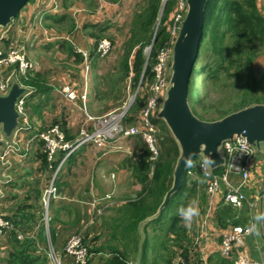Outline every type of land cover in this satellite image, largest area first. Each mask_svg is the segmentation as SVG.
I'll return each instance as SVG.
<instances>
[{"label": "crops", "instance_id": "obj_1", "mask_svg": "<svg viewBox=\"0 0 264 264\" xmlns=\"http://www.w3.org/2000/svg\"><path fill=\"white\" fill-rule=\"evenodd\" d=\"M47 1L29 2L2 31L0 41L5 48L19 42L35 67L28 80L30 88L25 91L34 90L25 106L33 130H15L9 141H16L18 151L9 155L11 166L7 171L0 163V214L6 215L15 227L0 237V264H10L14 235L20 243L29 242L24 248L30 264H51L48 250L52 248L64 264H72L73 260L63 253L70 234L83 237L89 252L88 264H175L181 259L186 264H227L220 255L222 237L234 226H249L253 214L264 211L263 163L254 162L250 180L244 185L243 192L250 200L259 198L250 210L247 204L241 209L226 204L224 186L219 194L210 197L208 177L196 173H187L182 195L162 209L166 196L159 199L146 195V183L140 181L143 175L149 178L148 183L153 179L155 162L141 136L120 138L107 148L85 145L70 156L58 151L53 162L47 161L44 144L35 138L37 132L58 126L73 141L82 128H93L89 116L104 117L123 106L131 96V88L135 101L125 124L143 130V110L153 83L151 74L144 77L145 69L139 76L127 70L123 55L110 53L107 61L111 68L106 79L100 73L104 59L97 54L98 36L108 37L110 28L106 25L113 22L115 5L97 7L92 0H58L59 11L49 13L40 22L36 13L48 7ZM261 14L264 16L262 9ZM69 33L74 34L86 57L76 53ZM78 37L85 40L78 42ZM104 90L107 98L101 94ZM99 102L104 106L95 112L93 108ZM158 115L159 110L155 116L160 128L162 120ZM166 130L169 131L167 126ZM0 135L6 137L1 131ZM3 149L1 145L0 152ZM220 155L225 159L222 149ZM198 158L195 164L202 163L204 156ZM142 161L149 163L147 171L139 166ZM221 170L208 169L212 174ZM233 181L240 182L237 178ZM52 182L58 197L46 208L43 196ZM193 200L199 212L186 224L178 209ZM239 254L263 261L264 240L247 235L236 249Z\"/></svg>", "mask_w": 264, "mask_h": 264}, {"label": "built area", "instance_id": "obj_2", "mask_svg": "<svg viewBox=\"0 0 264 264\" xmlns=\"http://www.w3.org/2000/svg\"><path fill=\"white\" fill-rule=\"evenodd\" d=\"M264 4V0H261ZM184 0H180V10L185 8ZM182 19L181 14L176 17V23ZM176 26L173 27L172 34L175 32ZM2 36L0 37V40ZM111 42L104 39L99 43L98 52L101 57H105L111 49ZM84 55L85 52H83ZM172 48L171 46L163 47L156 55L155 63L152 68L154 80L151 86V96L148 100L147 107L143 110V125L144 129L140 130L136 127H129L125 124V120L134 104L135 96L128 98V101L118 110H115L104 117L94 118L89 116L88 120L93 121V128H82L77 141H68L64 132L58 127L54 126L51 129L42 132L37 136L40 141L44 143V149L48 156L49 162L55 160V155L58 151L73 152L75 149L83 145L94 144L101 148H106L113 142L120 138H127L132 136H141L149 145L152 153L153 160H156L159 151L156 138V129L152 125L150 118L152 112L158 108V104H163L167 91L170 87V79L168 73L171 72L172 66ZM150 55V54H149ZM34 69V64L29 60L27 53L24 49H20L18 44L12 45L10 48L0 46V95H5L9 92L14 79L19 80L20 77L27 76ZM29 95V94H28ZM28 95L22 96L17 101L16 109L22 117V125L17 130L31 129V122L26 114V98ZM73 97L72 94H68ZM0 142H5V148L0 152V163L4 171L11 166L9 155L18 151L17 143L15 140L10 142L6 141L0 135ZM225 154V165L219 174H212L208 170L205 171L201 164H198L200 172L208 177L207 194L214 197L220 193L221 186L225 187L224 201L229 206L235 209H241L245 204L248 205L250 210H253L259 198L255 201L243 192L244 185L250 180L251 168L256 156V150L251 146L248 140L242 136H235L232 140L225 141L221 146ZM64 164H60L58 171ZM189 175L194 172L189 171ZM233 178L240 180L235 183ZM58 197V189L54 182L45 190L43 202L48 208L50 201ZM46 225L49 226V217L46 214ZM247 227L234 226L229 230L221 239L220 255L222 258L232 262L233 264H264L263 261H255L247 255H236V249L243 243V239L249 235ZM15 229L13 223L4 214H0V237L6 232ZM19 238H22L20 235ZM1 252V250H0ZM63 253L73 260L72 264H88L89 252L85 246L83 237L80 234H73L67 240ZM51 264H64L60 257L57 256L55 250L52 248L49 255ZM177 264H186L184 260H180Z\"/></svg>", "mask_w": 264, "mask_h": 264}, {"label": "water", "instance_id": "obj_3", "mask_svg": "<svg viewBox=\"0 0 264 264\" xmlns=\"http://www.w3.org/2000/svg\"><path fill=\"white\" fill-rule=\"evenodd\" d=\"M29 2L30 0H0V33L1 29L12 24ZM207 2L208 0H187L188 12L173 47L170 87L158 115L180 149L173 186L166 194L162 209L169 204L172 195L182 188L188 168L183 158L188 153L194 154V160L199 156H213L216 161L213 167H221L225 163L220 155L224 141L242 136L256 150L264 142V104L247 107L217 121L200 120L190 108V84L204 38ZM152 45L153 42L150 48ZM25 91V88L13 83L8 94L0 95V131L7 141L20 127L21 115L17 112L16 105ZM1 145L5 146V142H0Z\"/></svg>", "mask_w": 264, "mask_h": 264}, {"label": "rangeland", "instance_id": "obj_4", "mask_svg": "<svg viewBox=\"0 0 264 264\" xmlns=\"http://www.w3.org/2000/svg\"><path fill=\"white\" fill-rule=\"evenodd\" d=\"M108 1L111 2V0ZM166 2L167 0L163 1V5L166 4ZM47 4L49 7L44 6L42 11H38L36 13L37 16L45 17L44 13L50 10L52 3L48 0ZM99 4L116 6L117 12L113 16V22L106 25L110 28L109 33H106V36L108 37L103 38H107L113 43L114 47L111 51V55H116L118 57L124 55V45L127 42L129 32L132 28L134 16L137 12L143 11L147 5V0H115L114 4H110L105 0H103L102 3L100 0L93 1V5L99 7ZM58 11L59 10H54L52 13H56ZM161 12L150 30V36L148 39H150L151 42L153 41L157 28H159L158 26H160ZM170 24L171 22H169V25ZM2 30L4 29H1V31ZM211 31L212 26H210V29L207 30V35L203 40L189 91L190 108L193 114L203 121L221 119L224 115L233 113L240 108L250 107L259 102L264 103V42L261 43L254 40H247L245 43L236 44L235 39H233L230 34H227L224 43L222 44V54L219 55V53L215 51L212 43ZM76 35L78 36L77 33ZM68 37L69 40L72 41L74 48H78L76 51L82 54L84 50L81 46H79V44L77 46L74 34L71 36L68 35ZM50 40H53V38H50ZM84 40V37H78V42ZM249 58L251 59L250 68L248 66ZM110 68L111 66L108 63L107 58L102 60V64L99 69L100 73L103 74L104 79H106V75L108 74L107 70ZM203 69H205V71H202ZM171 76V72H169L168 79H170ZM133 92L134 90L131 88L130 97L134 96ZM101 94L105 98L108 97L105 90L102 91ZM109 100L110 99L106 100L107 103ZM103 106L104 102H99L93 109H95V112H98ZM160 107L161 104H158V108L152 112L150 118V121L157 132L156 138L159 153L162 142H165L167 139L175 140L172 137V133H165L164 130L159 128L160 121L155 116V112H157ZM99 116L104 115L96 114V117ZM163 123L164 121L162 120L161 124ZM256 153L257 156L255 161L264 164V142L260 143V147L256 150ZM199 159L200 158H197L196 160ZM176 165L177 162L175 166ZM70 235L65 239L66 242L70 238ZM55 252L57 256L60 257L57 250ZM50 253L51 249L48 250V256ZM0 256H2L1 252ZM176 263L177 261L175 264Z\"/></svg>", "mask_w": 264, "mask_h": 264}, {"label": "trees", "instance_id": "obj_5", "mask_svg": "<svg viewBox=\"0 0 264 264\" xmlns=\"http://www.w3.org/2000/svg\"><path fill=\"white\" fill-rule=\"evenodd\" d=\"M31 1L33 0H30V2ZM105 1L114 4L115 0H111V2L108 0ZM163 1L147 0V5L143 11L137 12L135 14L132 21V28L129 32L127 42L124 45L123 56L125 68L127 70L132 69L138 76L141 75L147 60L145 49L151 44V40L148 39L150 36V30L152 29V25L162 10L160 26H158L159 28L155 34L154 45L151 49L148 65L144 74V77H146L148 74H151L152 80H154L152 68L155 63L157 52L163 47L168 46L166 45L167 43L174 40V36L170 31L169 26L171 24L169 25V22H171V17L176 10L177 0H167L166 4L164 5ZM261 9L264 10V4L261 0H208L205 11V28L203 40L207 35V30H209L210 26H212V43L214 45L215 51H217L219 55L222 54V44L224 43L227 34H230V36L235 39L236 44L245 43L247 40H254L261 43L264 42V16L261 14ZM69 34L70 36L72 35V33ZM98 38L100 40L101 36H98ZM1 47L5 49L4 46ZM250 60L251 59L249 58V68L251 65ZM195 70L196 66L194 72ZM202 71H205V69ZM28 80L24 82L27 86H29ZM256 104L264 103L259 102ZM245 108L247 107L240 108L234 112ZM227 115H229V113L224 115L221 119ZM160 129L164 130L165 133H170L168 130H166L164 123L160 126ZM143 148H146V146ZM179 156V146L175 140L167 139L165 142L161 143L159 156L153 163V179L148 183L149 178L147 175L140 177V181L146 183L144 189L146 195L158 197L159 199H163L166 196L167 192L172 188L173 185L174 171L176 167L175 164ZM46 159L48 161L47 155ZM139 166L141 167L142 171H147L149 169V163L146 161L140 162ZM189 171L196 173L197 176H199V174H203L200 172L198 164L195 163L192 167L187 168L184 178H186ZM182 192L183 189L175 193L170 203L177 201L173 200V198L180 197ZM52 239L54 240L53 231ZM27 246H29V242L20 243V241L17 239V235H14L13 250L10 253V264H14L16 262H18V264H30V257L26 255L24 248ZM223 263L233 264L229 263V261L226 259L223 260Z\"/></svg>", "mask_w": 264, "mask_h": 264}, {"label": "clouds", "instance_id": "obj_6", "mask_svg": "<svg viewBox=\"0 0 264 264\" xmlns=\"http://www.w3.org/2000/svg\"><path fill=\"white\" fill-rule=\"evenodd\" d=\"M50 2L52 3V5H51V7H50V10L49 11H47V12H45L44 13V15L45 16H47L49 13H51V12H53L54 10H58V9H60V4H59V2H58V0H50ZM184 2H185V8H184V10H180V6H179V3H180V0H177V6H176V12L174 13V15H173V17H172V20H171V25L169 26L170 27V31L171 30H173V27L174 26H176V30H175V32L172 34V31H171V34L174 36V40L173 41H171V42H169V43H167L166 45H169V46H171V48H172V51H173V47H174V44H175V42H176V40H177V37L179 36V32H180V28H181V25H182V22L184 21V19H185V17H186V15H187V12H188V5H187V0H184ZM29 4V3H28ZM27 6V5H26ZM49 7V6H48ZM23 11V10H22ZM178 14H181V16H182V19L178 22V23H176V17H177V15ZM161 19V18H160ZM160 19H159V21H160ZM38 20L40 21V22H42L43 20H44V17L43 16H38ZM158 29V28H157ZM3 31V30H2ZM1 31V33H0V37L2 36V34H3V32ZM157 31V30H156ZM155 34H156V32H155ZM154 37H155V35H154ZM56 39L57 40H61L62 38H60V37H56ZM104 39H106V40H108V41H110L111 42V44H112V46H111V49H110V51L108 52V54L105 56V57H101L100 56V53L98 52V47H99V43L102 41V40H104ZM153 45H154V38H153ZM152 42H151V44H152ZM203 43V42H202ZM15 44H18L19 45V48L20 49H24L25 50V48H24V46H21L20 45V43L19 42H16ZM151 44L148 46V47H146V49H145V54H146V56H147V60H146V63H145V66H144V69L146 70V68H147V65H148V60H149V54H150V52H151V49L152 48H150V46H151ZM14 45V44H13ZM153 45H152V47H153ZM12 46V45H11ZM11 46H9L8 48H10ZM113 43H112V41L111 40H109V39H107V38H103V39H100L99 41H98V43H97V54H98V56H99V58H101V59H105V58H107L108 56H109V54L111 53V51L113 50ZM78 49V48H77ZM147 50H149V51H147ZM161 50V49H160ZM159 50V51H160ZM75 51H76V49H75ZM158 51V52H159ZM25 52H26V50H25ZM85 52V51H84ZM157 52V53H158ZM27 53V52H26ZM76 53L77 54H81V53H79V52H77L76 51ZM85 54L86 55H84L83 53L81 54L82 56H84V57H86L87 56V53L85 52ZM27 56H28V54H27ZM29 58V57H28ZM30 60V59H29ZM31 61V60H30ZM198 61V60H197ZM32 62V61H31ZM197 64V63H196ZM171 68H172V66H171ZM34 69H35V67H34ZM34 69L30 72V73H28L27 74V76H25V77H20L19 78V80H16V79H14V81H13V83H17L20 87H22V88H25V89H29L30 88V86H27L24 82L25 81H27L28 79H29V76L34 72ZM171 75H172V71H171ZM193 75H194V73H193ZM193 77V76H192ZM170 80H171V78H170ZM13 83H12V85H13ZM34 92V90H31L30 92H28V93H25L23 96H25V95H28L27 96V98L30 96V94L31 93H33ZM8 94V93H7ZM65 94H67V92H65ZM6 95V94H5ZM68 95V94H67ZM22 97V96H21ZM27 98H26V101H27ZM21 99V98H20ZM163 105V104H162ZM256 105H258V104H256ZM161 108H162V106H161ZM161 108L159 109V113H160V110H161ZM118 109H120V108H118ZM117 109V110H118ZM233 113H235V112H233ZM230 114H232V113H230ZM229 114V115H230ZM228 116V115H227ZM20 120H21V123H20V127H21V125H22V117L20 118ZM216 121V120H215ZM30 130H33V125L31 124V129ZM24 131V130H23ZM45 132V131H44ZM42 132H37L36 134H35V138L38 140V141H40L38 138H37V136L39 135V134H41ZM80 134V133H79ZM3 138H4V136H3ZM79 138V135L77 136V138H76V140H73L72 142H75V141H77V139ZM5 139V138H4ZM6 140V139H5ZM232 140V139H231ZM7 141V140H6ZM228 141V140H227ZM8 142H10V141H8ZM40 142H42L43 143V141H40ZM225 142V141H224ZM223 142V143H224ZM44 144V143H43ZM6 145V144H5ZM87 145V144H86ZM89 145V144H88ZM223 145V144H222ZM83 146H85V145H83ZM83 146H81V147H83ZM110 146V145H109ZM108 146V147H109ZM81 147H79V148H81ZM4 148H5V146H4ZM78 148V149H79ZM107 148V147H106ZM78 149H75L73 152H67V154H68V156H70L71 154H73L74 152H76ZM221 149V148H220ZM256 150V149H255ZM2 152V151H1ZM47 155V154H46ZM159 156V155H158ZM256 156H257V153H256ZM256 156H255V158H256ZM158 158V157H157ZM157 160V159H156ZM225 160V159H224ZM49 161V160H48ZM155 161V160H154ZM183 161H184V164H185V166L186 167H192L193 166V164H194V154L193 153H188L184 158H183ZM254 162H255V160H254ZM216 163V161H215V159H214V157L213 156H205L204 157V159H203V161H202V164H201V167L205 170V171H207L208 169H210V168H212L213 167V165ZM224 165H225V163H224ZM223 165V166H224ZM253 165H254V163H253ZM223 166H221V168H222V170H223ZM222 170H221V172H222ZM198 212H199V209H198V204H197V202L195 201V200H193V201H190L187 205H182V206H180L179 207V209H178V215L180 216V218L186 223V224H188V223H191L192 222V220H193V218L195 217V216H197L198 215ZM247 231H248V234L250 235V236H252L255 240H258V241H260V240H264V211H258V212H256L255 214H253V216H252V218H251V223H250V225L248 226V228H247Z\"/></svg>", "mask_w": 264, "mask_h": 264}]
</instances>
